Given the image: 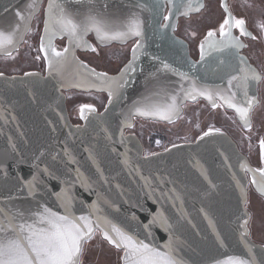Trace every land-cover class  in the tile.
Returning <instances> with one entry per match:
<instances>
[{"label": "water", "instance_id": "1", "mask_svg": "<svg viewBox=\"0 0 264 264\" xmlns=\"http://www.w3.org/2000/svg\"><path fill=\"white\" fill-rule=\"evenodd\" d=\"M28 2L29 0H0V28L8 29L17 22L15 16L17 10H23L27 14L26 5ZM48 2L49 0H39L38 10L34 13L30 23L31 28L34 18L43 10L40 37L43 35ZM134 4L135 0H109L107 11L114 16H124ZM71 6L73 8L81 7L76 3H72ZM195 14L198 13L191 15ZM163 15H167V7L164 8ZM143 18L146 21L145 51L147 54L140 57L137 62V71L131 75L129 84L122 90L121 98L112 104H109L106 90H85L71 87L61 81L59 77L49 75L45 54L41 51L45 63L44 72L31 70L22 74L2 73L3 75L0 76V207L8 206L27 211L35 210L37 203H40L63 214L64 210L55 196L47 193L29 196L26 189H21L19 178L31 179L35 172L32 167L34 162L38 163L41 168L45 166L52 168L58 175L66 179H74V172L69 175V169L74 170L79 167L84 176L88 178L90 187L82 186L79 182L71 187L70 195L74 197L72 211L76 216L87 215L89 206L93 202H97L103 209V214L114 222L130 228L137 233L140 239H144L147 232L142 225L148 223L150 214L161 209L162 204V210L175 223L177 210L168 202L154 203L153 201L155 196L159 195L161 188L166 190L176 187L183 197L184 211L191 220V224L183 222L175 228L176 242H183L180 255L186 264H215L217 260H222L228 255H241L244 249L239 242V234L240 225L245 218L249 221L247 227L250 233L251 214L247 209V173L252 176L251 172L241 168V164H246L251 169L255 168L250 164L247 155L239 149L231 135L220 129V133H214L203 140H198L202 133L193 141L176 143L179 145L176 148L170 145L167 147L169 151H165V148L155 152L159 155L144 159L145 153L140 138L135 133L126 131L133 128L135 119L171 122L153 117L134 116L131 117L132 127L123 126L126 143H120L122 121L126 119L129 109L135 101L150 95L154 89L161 86L166 87L170 92L174 89L178 90L181 83L179 77L171 72H157L161 65L159 61L153 59L154 56L160 57L161 60L182 72H189L190 75L199 78L203 83L219 84L224 87L227 86L229 69L224 66L217 67L219 61L215 57L219 56L220 59L231 61L233 65L237 62L226 54L213 53L201 66L199 63L200 48L198 59L195 60L190 54L187 40L176 33L179 20L187 17L176 18L174 21L176 23L175 32L166 29L164 35L155 33L154 30L158 27L156 22L148 23L151 21L149 13H143ZM159 23H164V21L161 19ZM27 34L24 35V40ZM234 35L236 34L234 33ZM172 37L183 41L185 47L175 44ZM85 39L94 47L95 44L104 47L112 44L124 45L135 41L130 48L128 60L117 72H107L109 76L119 75L120 70L132 59V48L136 43V38H133L124 43L112 42L101 45L94 33H89ZM57 40H64L65 45L59 46ZM23 42L19 43L12 53L17 51ZM53 43L57 50H62L68 45V38L67 36L57 37ZM241 50L240 55L248 59ZM87 51L91 50L76 48L75 56L90 68H95L78 56V52ZM0 56L7 55L0 54ZM189 61L197 64L195 71L191 70ZM248 62L255 67L249 59ZM71 71L69 69L66 75H69ZM26 73H36L37 75L29 76L25 75ZM152 73H156V76L153 77ZM184 84L185 87L188 86L187 82ZM257 86L258 84L255 85L254 91L250 90V95H254L256 98ZM70 90L103 93L107 96L103 109L96 110L97 118L90 116L87 121L82 120L77 124L70 120L66 103V92ZM199 100H203L211 106L206 99L201 97L197 101ZM186 103L194 102L191 100L184 102L181 106V114ZM223 108L231 111L243 127L233 109ZM109 135L112 138L111 141L107 139ZM12 145H15V150ZM65 147L76 158L78 164L66 165L64 163L66 159L64 157ZM88 148L95 149L99 166L108 177L107 183L99 179L95 165L88 159V153L85 151ZM125 151H127L132 164L139 168L140 173L152 179L153 187L156 189L153 199L148 198L149 190L143 187V181L139 176L135 173L130 174L121 163L122 154ZM41 153L44 155L37 161L36 157ZM53 154H59L57 161L51 159ZM197 161L207 170V178L202 176L195 166ZM5 172H7L6 176ZM157 176L168 177V179L174 180L175 184L160 185L156 180ZM237 181L243 186L246 193V205L241 201V188ZM49 183L53 191H59L60 188L65 187L59 181H49ZM117 185L120 187L118 188ZM177 203L179 205V202ZM205 212L215 224V233L210 228L208 219L205 218ZM245 212L248 213V217L244 216ZM133 214L138 218L135 221L131 220ZM151 231L153 243L156 245L167 243L169 233L158 226L153 227ZM96 232L104 239L99 230ZM216 233L219 234V240ZM249 239L257 248L264 245L251 237ZM220 240H222V244ZM107 243L110 244L108 241ZM122 255L121 251L120 264H122Z\"/></svg>", "mask_w": 264, "mask_h": 264}, {"label": "snow or ice", "instance_id": "2", "mask_svg": "<svg viewBox=\"0 0 264 264\" xmlns=\"http://www.w3.org/2000/svg\"><path fill=\"white\" fill-rule=\"evenodd\" d=\"M72 3L79 4L80 8H73ZM98 5H101L98 7ZM109 0H49L43 24V35L40 37V51L45 54L49 75L59 77L68 86L83 88L85 90L96 89L107 91L109 104L121 98L122 90L129 84L131 75L137 71V62L142 55H146V21L143 13L147 12L151 16V22H156L158 27L155 33L164 35L166 29L175 32L176 23L179 16L189 17L192 13H199L205 7L203 0H135V4L124 16H114L108 13ZM221 8L225 16L218 28L207 31L204 39L200 42V61L203 66L207 58L213 53L226 54L232 57L237 63L233 65L231 61L215 58L219 61L217 67L224 66L229 69L227 86L212 85L203 83L201 80L189 72H182L178 68L163 61L158 56L153 59L159 61L161 67L157 72H171L179 77L181 83L178 90L169 91L161 86L154 89L150 95H146L133 103L128 115L122 121L120 143H126L123 135V126L132 127L131 117H153L164 121L172 122L180 118L181 106L186 101H197L198 98L206 99L212 108L226 107L233 109L237 114L242 125L246 129H251V113L257 104V98L250 95V90H255L261 80L262 75L253 67L248 59L240 55V50L247 47L240 37H249L256 40L247 28V21L243 17H236L229 9L226 0H221ZM39 0H29L26 5L27 14L23 10H17L15 16L17 22L8 29L0 28V54L11 56L12 51L24 40V35L31 28L30 23L34 13L38 10ZM167 7V15H163L164 8ZM7 11V9H5ZM164 23H159L160 20ZM256 27L261 36H264V20L258 21ZM239 31V36L234 35V31ZM89 33H94L97 41L101 45L112 42L124 43L129 39L136 38V43L132 48V59L120 70L118 76H109L107 72H98L95 68H90L75 56L76 48H84L96 51L85 37ZM218 33V36H217ZM194 36L195 33H192ZM68 38V45L62 50H57L53 41L57 37ZM175 44L185 47L183 41L172 37ZM39 59V57H37ZM191 70L195 71L197 64L188 62ZM71 69V73L68 70ZM3 74L0 73V76ZM25 75L34 76L36 73H26ZM153 77L156 73L151 74ZM184 82L188 86L185 87ZM63 86V85H62ZM107 111V109H106ZM79 114L82 120L89 117L97 118L96 108L92 104H80ZM102 116V114H100ZM219 128L210 127L203 132L198 140H203L214 133L218 134ZM111 141V136H107ZM157 144L160 142L157 141ZM261 159L264 161V139L259 141ZM173 148L179 145L173 144ZM15 150V145H12ZM88 159L96 167V172L101 181L108 182L103 169L100 168L97 153L94 148L85 149ZM115 151V149H113ZM169 151V149H165ZM44 153L36 157L40 160ZM159 155L155 152L145 153L144 159H149ZM59 154H53L51 159L57 161ZM121 163L130 174L135 173L143 181V187L148 189L149 199H153L156 189L153 187L152 179L140 173L138 167L134 166L128 156L127 151L123 154ZM64 163L78 164L79 162L65 147ZM200 174L207 178V170L203 165L196 162L195 165ZM35 172L31 179L21 180V189H26L29 196L37 194H49L55 196L63 214L53 211L46 204L37 203L35 210H21L13 207H0V264H82L85 254V245L92 240L97 230L110 244L123 252L121 257L122 264H186L180 255L183 242L177 243L175 228L183 222L191 224L188 214L183 208V197L176 187L160 189L159 195L155 196V202H168L177 210L175 223L161 209H157L150 214L148 223L142 225L147 232L144 239H140L136 232L130 228L114 222L107 215L103 214V209L97 202L89 206L87 215L76 216L72 211L74 197L70 195L71 187L76 182L82 186L90 187L88 178L84 176L79 167L74 170L69 169V175L74 172V179L62 178L52 168L40 167L38 163H33ZM241 168L252 173V183L257 190L264 195V168L251 169L246 164H241ZM257 173L259 179H257ZM7 172H5V176ZM156 180L160 185L175 184L174 180L165 176H157ZM49 181H59L65 187L59 191L51 190ZM241 188V201L246 205V193L243 186ZM119 188L120 186L117 185ZM214 187V186H213ZM179 202V205L178 203ZM105 203H108L105 201ZM203 211V209H201ZM248 217V213H244ZM205 218L209 221V226L216 232L215 224L205 212ZM138 218L135 214L131 220ZM248 219L245 218L240 225L239 242L244 252L241 255H228L222 260H217L215 264H264V245L257 248L251 243L248 231ZM159 227L169 233L167 243L156 245L152 242L153 227ZM217 238L219 240V234ZM147 241V242H146ZM222 244V240H220Z\"/></svg>", "mask_w": 264, "mask_h": 264}, {"label": "rangeland", "instance_id": "3", "mask_svg": "<svg viewBox=\"0 0 264 264\" xmlns=\"http://www.w3.org/2000/svg\"><path fill=\"white\" fill-rule=\"evenodd\" d=\"M236 3L238 0H234ZM233 4L237 13L246 15L248 24L255 26L257 21L264 20V0H249L246 4ZM242 10V11H241ZM221 18L219 11L204 10L187 18H181L177 27V34L184 37L190 44L191 52H195V45L206 31ZM43 15L38 14L27 34L24 42L11 56H0V71L22 74L39 68H44V59L39 49ZM192 33H195L193 36ZM131 44H112L97 47V51L81 53L80 57L98 70L115 73L127 60ZM39 57V59L37 58ZM96 93V92H95ZM66 103L72 110L78 103L93 101L104 107L107 96L103 93L85 94L69 92ZM258 111H253L251 129L240 126L234 114L223 107L212 108L205 101L186 103L180 118L171 123L152 120L135 119L132 132L141 140L144 153L165 149L166 147L186 141H193L210 127L226 131L236 141L239 149L247 155L251 163L257 161L256 147L258 136L264 139V120ZM160 143L157 144L156 142ZM247 209L250 217V237L256 242L264 244V198L248 188ZM82 264H120L121 251L107 243L98 232L85 245Z\"/></svg>", "mask_w": 264, "mask_h": 264}, {"label": "flooded vegetation", "instance_id": "4", "mask_svg": "<svg viewBox=\"0 0 264 264\" xmlns=\"http://www.w3.org/2000/svg\"><path fill=\"white\" fill-rule=\"evenodd\" d=\"M249 0H238V3L240 6H241V3L243 2V4H246V2H248ZM226 3L228 4L229 6V9L232 11V13L236 16V17H243L246 21H247V28L248 30L254 35L257 37L256 40H253L249 37H240L241 41L247 45V47L245 48H242L241 52L244 53L249 61L255 66V68L262 74L264 75V36H261V33L259 31V29L256 27V25L253 27L251 26L250 24H248V20L246 18V15L245 13L243 12V14H240V13H237L235 10H234V6L233 4H235L236 2L234 0H226ZM236 3V4H237ZM204 5L205 7L203 8L202 11L204 10H209V11H219L221 13V18L218 20V22H216V24H214L213 26H211L208 30L210 29H216L218 28L219 24L223 21L224 19V16H225V13L223 11V9L221 8V0H204ZM242 11V10H241ZM42 12V15H43V10H41ZM40 12V13H41ZM39 13V14H40ZM35 19V18H34ZM34 21V20H33ZM261 21V20H260ZM258 22V21H257ZM256 22V24H257ZM33 23V22H32ZM42 28V27H41ZM207 30V31H208ZM206 31V33H207ZM177 32V30H176ZM205 33V35H206ZM234 33L239 36V31L238 30H235ZM205 35L203 37H201L198 42L196 43L195 45V52H191V47H190V44H189V47H190V54L191 56L196 60L198 59V56H199V45H200V42L204 39ZM218 35V33H217ZM180 36V35H179ZM182 37V36H181ZM184 38V37H182ZM91 40L92 37H90ZM185 39V38H184ZM186 40V39H185ZM94 41V40H93ZM135 41H132V42H129L128 44H131V46L134 44ZM188 42V41H187ZM189 43V42H188ZM57 44L61 47H63L65 45V41L64 40H57ZM130 46V48H131ZM97 47H100V46H97L95 44V48ZM88 52V51H87ZM130 52V51H129ZM81 53H85V52H78V56L80 57V54ZM81 58V57H80ZM129 58V56H128ZM127 58V60H128ZM82 59V58H81ZM126 60V61H127ZM44 69H45V63H44V68H39V69H35V71H40V72H44ZM120 69V68H119ZM118 69V70H119ZM117 70V71H118ZM116 71V72H117ZM0 73H5V74H8V75H11V74H16V73H8V72H3V71H0ZM69 92H76V93H85V94H97L95 92H80V91H76V90H70V91H67V93ZM67 101V100H66ZM199 101H203V100H199ZM257 104L255 105L253 111H258V115L260 117L261 120H264V80H261L259 83H258V86H257ZM80 104H92L97 111H100L103 109V107H101L98 103H95L93 101H83L81 103H78L72 110H69L68 107H67V110H68V115H69V118L70 120L74 123V124H77V123H81L82 122V119L80 118V114H79V105ZM253 111L251 113V117H252V114H253ZM241 126V125H240ZM242 127V126H241ZM243 128V127H242ZM246 129V128H245ZM132 130V129H131ZM128 131V132H132V131ZM199 136V135H198ZM197 136V137H198ZM196 137V138H197ZM263 139L262 135H259L258 136V141H257V147H256V155H257V161L255 163H251L250 160V164L255 168V169H259V168H264V161H262L261 159V150H260V145H259V141ZM186 142H189V141H186ZM181 143V142H179ZM176 144V143H175ZM173 145V144H172ZM167 148V147H166ZM164 149V148H163ZM163 149H159L157 151H160V150H163ZM157 151H153V152H157ZM249 159V158H248ZM247 179H248V188L249 187H252L255 192L257 194H259L261 197L264 198V195H262L258 190H257V187L256 185H254L252 183V176L247 173ZM257 179H259V174L257 173Z\"/></svg>", "mask_w": 264, "mask_h": 264}, {"label": "trees", "instance_id": "5", "mask_svg": "<svg viewBox=\"0 0 264 264\" xmlns=\"http://www.w3.org/2000/svg\"><path fill=\"white\" fill-rule=\"evenodd\" d=\"M97 49H98V48H96V51H97ZM96 51H95V52H96ZM130 130H131V129H130ZM130 130H127L126 132H128V131H130Z\"/></svg>", "mask_w": 264, "mask_h": 264}]
</instances>
